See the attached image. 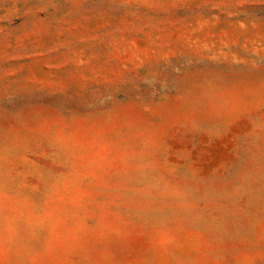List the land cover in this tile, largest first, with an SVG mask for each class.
Instances as JSON below:
<instances>
[{
  "label": "rangeland",
  "instance_id": "1",
  "mask_svg": "<svg viewBox=\"0 0 264 264\" xmlns=\"http://www.w3.org/2000/svg\"><path fill=\"white\" fill-rule=\"evenodd\" d=\"M0 264H264V0H0Z\"/></svg>",
  "mask_w": 264,
  "mask_h": 264
}]
</instances>
